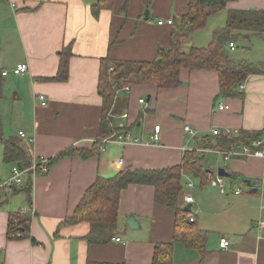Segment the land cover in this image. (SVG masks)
<instances>
[{
  "label": "crops",
  "instance_id": "crops-1",
  "mask_svg": "<svg viewBox=\"0 0 264 264\" xmlns=\"http://www.w3.org/2000/svg\"><path fill=\"white\" fill-rule=\"evenodd\" d=\"M95 2L0 0V181L8 180L17 166L3 160L5 141L27 152L31 166L69 148L90 150L100 140L95 156L66 158L45 174H29L14 195L0 190V264H151L156 244L172 246V264H264V184L259 183L264 181V159L237 156L242 144L229 151L219 146L223 135H212L214 130L228 137L263 131L260 139L264 138V32L230 33L234 49L227 50L236 55L229 59L262 66V74L240 83L234 96L219 93L216 72L181 69L177 87L140 85L117 91L107 116L112 132L101 137V61H154L159 49L169 48L171 20L187 14L188 0H129L125 14L120 0H115L111 10H102L96 18L90 12ZM232 11L260 15L264 0H229L190 35L187 49L208 46ZM69 48L66 80H48L57 74L59 54ZM21 63L27 65V73L13 75L12 69ZM2 71L8 74L1 76ZM139 99L146 101V108ZM222 105L228 109L220 111ZM155 125L160 126L156 143L150 141ZM186 126L191 134L184 131ZM119 131H127L129 138L117 136ZM203 155L208 156L205 168ZM190 157L195 164L181 172L178 205L191 206L194 230L206 239L202 248L174 241V213L155 201L151 186L130 185L121 192L115 234L102 245L84 240L88 223L63 224L97 178H112L124 169H169ZM213 166L228 173L221 177L223 193L208 184L206 173L220 177ZM27 184L31 206L23 192ZM186 196L192 202L185 203ZM27 209L33 216L30 237L36 244L28 238H7L10 213ZM130 215L139 221L138 229L126 225ZM222 238L229 243L225 250L219 247Z\"/></svg>",
  "mask_w": 264,
  "mask_h": 264
},
{
  "label": "trees",
  "instance_id": "trees-1",
  "mask_svg": "<svg viewBox=\"0 0 264 264\" xmlns=\"http://www.w3.org/2000/svg\"><path fill=\"white\" fill-rule=\"evenodd\" d=\"M228 1L188 0L187 14L171 20L173 31L169 48L166 50L159 49L156 59L152 62L128 63L113 61L112 63L109 59L101 61L102 67L97 87L98 96L102 101L101 137L112 132L108 125L107 116L113 107L116 92L126 87L145 85L158 89L174 88L180 84L179 72L181 69L211 70L216 72L218 76L219 93L223 96L231 97L235 95V88L249 76L262 74V66L247 61L234 62L230 60L227 44L233 38L230 34L232 30H246L257 34L263 33L264 12L260 13V15H256L251 11L229 12L225 27L218 28L213 32L208 46L202 48L190 47L188 49L183 47L184 42L190 35L196 30L202 29L206 25L207 18L211 14L222 10ZM114 2L115 0H96L90 7L92 16L96 18L102 10H111ZM128 2L129 0H120L123 14L126 13ZM69 50L70 48L64 49L59 54L60 61L57 74L54 78L48 80L55 82L66 80L68 60L71 56ZM262 134L263 131L258 133L239 131L236 135L230 134L233 137H228L227 134L221 132L220 135L223 136L220 137L219 146L232 151V146L249 144L253 140L260 139ZM99 142L100 140L94 141L90 150L69 148L45 160V166L41 164L45 170L42 171V167L38 164V168L35 171L36 175L47 173L51 166L66 158L77 156L87 160L95 156L99 151ZM192 159L191 157L185 159L182 165L169 169L156 171L124 169L112 178H97L85 191L73 215L63 224L88 223L89 232L84 240L89 245H102L115 234L121 192L130 185L151 186L154 189L155 201L174 213V241H180L191 248H202L206 241L205 236L194 230L195 220L190 221V218H193L191 212H184L183 208L178 205L183 190L181 172L187 167L192 168L194 166L195 161L192 162ZM3 160L5 163L17 165V167L23 169L30 167L31 162L28 153L13 141L4 142ZM19 190L14 193L19 192ZM23 192L26 195L29 206H31L29 184L26 185ZM32 217L29 209L10 213L7 223V238L9 240L28 238L31 243L36 244L30 237ZM171 255L172 246L170 244H156L151 264H172Z\"/></svg>",
  "mask_w": 264,
  "mask_h": 264
},
{
  "label": "built area",
  "instance_id": "built-area-1",
  "mask_svg": "<svg viewBox=\"0 0 264 264\" xmlns=\"http://www.w3.org/2000/svg\"><path fill=\"white\" fill-rule=\"evenodd\" d=\"M158 24H161V22H159ZM229 47L230 48L233 47L232 43L229 44ZM27 70H28L27 65L25 63H21V64L17 65L14 69H12L11 73L15 76H23L24 74L27 73ZM7 74H8L7 71L1 72V76H6ZM125 90H128V88L126 87ZM37 99L42 101L41 105L45 104L43 96L39 95ZM138 102L143 107L146 106L145 101L143 99H140ZM218 109L220 111H223V110H227L228 107L222 105V106H219ZM122 117L125 118L126 116L123 115ZM184 130L191 133V131L189 130L188 127H185ZM159 131H160V127L158 125L154 126L153 134L150 136L151 141L156 142L158 140ZM213 134L216 135V132H214ZM126 138H129L128 134L126 135ZM232 154H234V153L231 152L230 155H232ZM246 154H252V155L254 154V155L259 156L258 158L264 159V138L258 139V140H253L249 144H243L241 146V150H238V152L235 153V155H237V156H240V155L244 156ZM43 162L46 163V161H44V160H41L38 162L35 161L30 167L24 168V169L18 168L17 166L12 167L10 178L6 181H0V190H3L5 192H7L8 194H12L16 190L18 191L23 186L24 178L26 176H28L29 174L31 175V177L35 174V171L38 168V166H37L38 164H40V166L42 167L41 168L42 171L45 170V168L41 165ZM208 178H210L209 184L211 186L217 187L221 193L224 192L222 179H220L218 177L212 178L210 175H208ZM260 183L264 184V181L262 180ZM189 186H191V185H189ZM235 194H240V191H235ZM184 201H185V203H190V202H192V198L190 196H186V197H184ZM114 240L117 242L119 241L117 238ZM227 246H229L228 241L225 240L224 238L220 239L219 247L226 248Z\"/></svg>",
  "mask_w": 264,
  "mask_h": 264
},
{
  "label": "rangeland",
  "instance_id": "rangeland-1",
  "mask_svg": "<svg viewBox=\"0 0 264 264\" xmlns=\"http://www.w3.org/2000/svg\"><path fill=\"white\" fill-rule=\"evenodd\" d=\"M216 17H218V16H215V18H213V19H216ZM212 23V22H211ZM190 39V38H189ZM189 39H187L185 42H184V44H183V47L185 48L187 45H188V40ZM240 47V41H237L236 42V47L235 48H239ZM228 52H229V57L230 58H232L234 55H236V52L235 51H230V50H228ZM28 71V70H27ZM41 96V95H40ZM38 98V97H37ZM140 100V99H139ZM138 100V101H139ZM126 117L124 118V119H126L127 118V115H125ZM153 130V129H152ZM128 133H127V131H124V132H118L116 135L117 136H119L120 138H122V137H124V135L126 136ZM203 158H202V167H206V165H207V163H208V160H207V158H208V156H205V155H203L202 156ZM40 161V160H39ZM45 161V160H44ZM43 164V166H45V162H43L42 163ZM212 170H213V172H216L217 171V167H212L211 168ZM216 175V174H215ZM17 191V190H16ZM15 191V192H16ZM3 192H5V191H3ZM7 195H14L15 193L13 192L12 194H8L7 192H5Z\"/></svg>",
  "mask_w": 264,
  "mask_h": 264
},
{
  "label": "water",
  "instance_id": "water-1",
  "mask_svg": "<svg viewBox=\"0 0 264 264\" xmlns=\"http://www.w3.org/2000/svg\"><path fill=\"white\" fill-rule=\"evenodd\" d=\"M253 10V9H252ZM217 174L221 177L227 178L228 177V173H226V171L224 169H219L217 171ZM245 184L247 186L250 185V181H245ZM191 206L188 204L185 207H183V211L185 212H189L190 211ZM126 225L128 226V228L130 230H134V229H138L139 228V221L135 218V216L130 215L127 220H126Z\"/></svg>",
  "mask_w": 264,
  "mask_h": 264
},
{
  "label": "bare ground",
  "instance_id": "bare-ground-1",
  "mask_svg": "<svg viewBox=\"0 0 264 264\" xmlns=\"http://www.w3.org/2000/svg\"><path fill=\"white\" fill-rule=\"evenodd\" d=\"M230 43H232V42H230ZM230 43H229V44H230ZM229 44H228V48H229V49H234V44L232 43V45H233L232 48L229 47ZM239 88H240V90L242 89L241 86H240ZM143 100H144V99H143ZM144 101H145V100H144ZM138 103H139V102H138ZM145 104H146V101H145ZM140 105H141V104H140ZM146 106H147V104H146ZM146 106H144V108H146ZM155 126H156V125H155ZM158 126H159V125H158ZM159 127H160V126H159ZM186 127H187V126H186ZM184 128H185V127H184ZM153 129H154V127H153ZM189 130H190V129H189ZM184 131H185V130H184ZM186 132H187V131H186ZM214 132H216V135L213 134ZM188 133H189V132H188ZM191 133H192V132H191ZM191 133H189V134H191ZM19 134L22 135V133H19ZM152 134H153V131H152L151 135H152ZM220 134H221V132L218 131V130H214V131H212V135H213V136H219ZM231 134H232V133H231ZM151 135H150V136H151ZM158 138H159V134H158ZM150 141H151V140H150ZM157 141H158V140H157ZM157 141H156V142H157ZM152 142H153V141H152ZM156 142H155V143H156ZM242 145H243V144H242ZM242 145H240V150H241V146H242ZM225 156L227 157L226 154H225ZM245 156H252V157H256V158L259 157V156L254 155V154H253V155H252V154H246ZM18 168H19V167H18ZM34 175H36V173H35ZM34 175H33V176H34ZM206 175H207V179H208V184H209V179H210V178H208V175H210L212 178H216V177H218V176L214 177V176H212V175L209 174V173H207ZM218 178H220V179L223 180V178H221V176L218 177ZM212 181H213V180H212ZM212 181H211V182H212ZM260 182H261V181H259V183H260ZM256 183H258V182H256ZM237 191H239V190H237ZM240 193H241V192H240ZM236 195H239V194H236ZM184 212H185V211H184ZM190 212H191V208H190V211H189V212H186V213H190ZM190 221L192 222V221H193V218H190ZM117 239L120 241L119 238H117ZM225 240H226V239H225ZM119 241H118V242H119ZM219 241H220V240H219ZM228 247H229V246H227L226 248H221V247H220V249L225 250V249H227Z\"/></svg>",
  "mask_w": 264,
  "mask_h": 264
}]
</instances>
